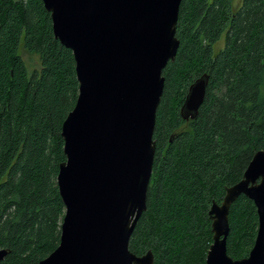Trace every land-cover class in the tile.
Returning <instances> with one entry per match:
<instances>
[{
	"label": "trees",
	"instance_id": "16d2710c",
	"mask_svg": "<svg viewBox=\"0 0 264 264\" xmlns=\"http://www.w3.org/2000/svg\"><path fill=\"white\" fill-rule=\"evenodd\" d=\"M183 0L180 47L163 71L156 154L129 249L155 264H206L210 210L264 150V0ZM224 38L223 47L215 46ZM37 56L29 68L21 50ZM209 74L195 120L181 117L190 86ZM79 96L73 52L56 39L43 0H0V264H39L61 242L62 128ZM228 255L249 256L259 230L253 201L229 215Z\"/></svg>",
	"mask_w": 264,
	"mask_h": 264
},
{
	"label": "water",
	"instance_id": "95a60500",
	"mask_svg": "<svg viewBox=\"0 0 264 264\" xmlns=\"http://www.w3.org/2000/svg\"><path fill=\"white\" fill-rule=\"evenodd\" d=\"M183 0H43L56 39L76 61L79 96L62 128L66 161L58 186L66 207L59 247L39 264H155L129 244L147 210L156 154L163 71L176 59ZM210 76L189 88L181 117L195 120ZM253 201L259 216L247 258L228 255L231 206ZM213 244L206 264H264V150L210 210ZM8 252L0 247V261Z\"/></svg>",
	"mask_w": 264,
	"mask_h": 264
},
{
	"label": "rangeland",
	"instance_id": "374dc122",
	"mask_svg": "<svg viewBox=\"0 0 264 264\" xmlns=\"http://www.w3.org/2000/svg\"><path fill=\"white\" fill-rule=\"evenodd\" d=\"M240 0L236 1V6L239 5ZM224 38L225 36L222 38V40L215 46V52L217 53L224 45ZM22 56L24 58V60L26 61L27 65L29 66V68L33 69L36 68L39 64V60L37 56H33V55H29V53H27L26 51H24L23 49L21 50ZM263 97H264V88H263Z\"/></svg>",
	"mask_w": 264,
	"mask_h": 264
}]
</instances>
